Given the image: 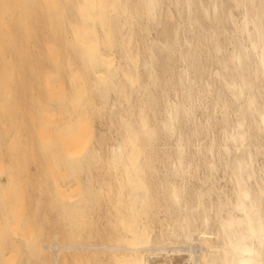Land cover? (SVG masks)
<instances>
[{"label": "bare ground", "instance_id": "bare-ground-1", "mask_svg": "<svg viewBox=\"0 0 264 264\" xmlns=\"http://www.w3.org/2000/svg\"><path fill=\"white\" fill-rule=\"evenodd\" d=\"M165 6H169L167 17ZM235 8H242L240 20L234 17ZM143 19L149 27L156 28V34L143 46L147 55L139 57L133 32L143 31ZM224 43L230 49L222 58ZM113 47L115 54L109 51ZM206 56H211V62L218 66L203 80L205 77L200 78L211 72L208 66L209 72L204 70ZM198 80L204 81L202 87L196 86L202 88L197 92H201L199 96L205 100L204 96L211 94L207 105L218 111L214 125L219 124L222 137L221 141L217 136L218 142L212 138L203 145L202 162L198 160L201 155H197L199 163H193L194 153L191 159V155H185L187 147L197 131L203 130L195 128V123L194 127L184 126L191 116V91L201 83ZM30 84L44 86L47 96L54 99L69 88L72 99L78 102L75 109L79 112L81 150L92 136L84 106L93 101L94 94L103 97L102 90L109 87L115 88L122 99H105L107 127L116 138L107 147L91 146L84 156L89 166L82 165L91 173L97 170L94 165L104 164L109 176L122 180L113 202L124 207L120 214L123 230L116 241L110 239L112 244H96L97 240L93 244L57 242L58 247H53L54 242L45 244L43 247L54 249L53 264L62 263V258L58 263V254L64 250L72 256L79 249L91 250L93 260H100V253L110 249L107 258L101 253L108 264H264V167L255 166L257 156L264 159V0H0V87ZM141 87L146 88L147 107L139 105L142 108L135 112L131 104L135 95L133 100L131 92H139ZM0 93L12 94L9 90ZM197 98V104L203 101ZM6 101L0 99V118L10 117ZM197 104L194 106L200 108L203 103ZM199 124L197 127L203 126ZM161 136L176 138L173 145L171 140L166 142L169 148L162 147V154L158 148ZM241 146L239 154L230 156L233 149L239 151ZM66 148L61 149L62 156ZM199 168L204 170L200 171L204 176H199ZM219 171L222 175L217 177ZM91 174H83V203L76 205L75 198L68 199L72 208H94L98 203L94 201L100 199L97 189L101 193L105 186L111 188L110 177L109 182L103 177L109 184L98 188L105 182L99 183V175L98 182L96 174ZM188 177H195L198 183L190 186ZM6 207L7 213L11 209ZM9 212L0 214L7 215L6 224ZM159 213H163L160 218ZM1 221L0 229L5 224ZM10 227L9 235L20 240L23 230L14 224ZM1 234L0 244H7L4 238L9 235ZM192 242L201 246V254L192 250ZM72 258L76 260L77 255Z\"/></svg>", "mask_w": 264, "mask_h": 264}, {"label": "rangeland", "instance_id": "rangeland-1", "mask_svg": "<svg viewBox=\"0 0 264 264\" xmlns=\"http://www.w3.org/2000/svg\"><path fill=\"white\" fill-rule=\"evenodd\" d=\"M168 7L169 6L164 7V14L166 17L168 14L167 13L168 9H169ZM241 11H242V8H235L234 17L236 16L235 17L236 20L237 19L240 20L242 18L240 16V15H242ZM236 14H238V15H236ZM141 26L143 27V31L142 30L139 31V30L135 29L133 32V38L135 40V44L138 47L139 57H143V56L147 55L143 46L146 42H148L150 37H152L156 34V28L149 27L148 23H146L145 20L143 22V25H141ZM117 40H118V38H117ZM117 40L114 42L115 44L113 43L115 47H116ZM115 47H113L112 49L109 50L110 53L114 52V54H115V50H114ZM227 47H228V49H227ZM229 49H230V45L227 44V46H226L224 43L223 50L221 52L222 56L221 55L220 56L222 58H224V55L225 54L227 55V53H225V52H228ZM143 50H144V52H143ZM222 53H224V54H222ZM114 60L117 61L118 57H117V60L114 57ZM211 61H213L211 56H208V57L206 56L205 59H203V64H204V62L207 64V65L204 64V70L207 69V66H208L211 72H209V69H207L205 72H209V73L204 72L205 74L200 79H203L205 77V75H207V74L208 75L206 77L208 78L210 75L213 74L214 66H215V68L218 66L217 65L218 63L217 64L212 63ZM209 64L212 66H210ZM206 77L203 80H206L207 79ZM120 78L123 79L122 76H120ZM121 79H119V80H121ZM203 80H198L197 83H199V81H201V83L195 84L194 85L195 88L193 87L194 90L191 91V94H192L191 100H192L193 95H194V100H192L193 103L190 101L192 103V106H193L192 110L195 109V107H196V105L194 106V104H197L196 98L199 96V94H201V92L200 93H197V92L201 91V89H202V88L201 89L197 88L198 89L197 90L196 86L202 87V85L204 83ZM142 88L143 87L140 88L141 90L138 89L139 92L136 91L135 89H134L135 93L133 91L131 92V97L133 96L132 99L134 98V95H135V98H134L135 100L133 99L135 102L132 101V99H131V101H132L131 104H133V106H135L132 110L135 112L137 109L139 110L143 106H144V109L147 107L146 102H145V99H146V94H145L146 90L145 89L146 88H144V89H142ZM6 90L11 91L12 94L11 95H2L0 93V99L7 100L4 104L7 106V109L10 113V115H9L10 117H7L5 115L6 117L2 116L0 118V140L2 141V143L0 144V210L2 209V212L6 213L5 212L6 209H4V207H6L9 204L10 206H8V207L11 210H9V209H7V210H8V212L11 211V213L9 212L11 214V217H9L10 219L8 218V220H7L8 223L6 224L5 223L6 219H7L6 214H8V212L5 215H0V221L2 219H3L2 220L3 222L5 221L4 222L5 224L0 229V232L2 230V234L1 233L0 234L3 235V232H4L5 236L7 234L9 235V233H11L10 232L11 231L10 225L14 224V225L19 226L23 230V234H22L23 236L20 240L18 238H16L13 234H12V236H10L11 234L9 236H7L8 240H7V238L6 239L4 238L5 242H7V244L5 242H4L5 243L4 245L0 244V249L2 248L1 245H3L2 249H4L3 250L4 253L2 252V250H0V254H1V252L3 253L2 255H0L1 256L0 257V264H5V263L11 264L10 263L11 260L13 262L12 264H32V263L33 264H53V261H51V260H53V257H51V256L54 255V252H53L54 249H52V247L51 248L43 247L45 244L46 245L47 244L49 245V243L52 244V242H54L53 247H55V245H57V244H55L57 242L59 244H62V245H66L67 243L68 244H70V243L84 244V242L85 243L87 242L86 244H93L95 240H97V241H95L96 244H101V243L112 244L111 243L112 239L115 240L117 238V236H119L123 230L121 225H120V219H121L120 214H122L121 211L124 210V207L122 206V208H121V205L118 206L117 205L118 203L113 202V200L116 196L115 193L118 190V186L121 185L120 183H122V182H120V181H122V180L119 181V179H116L117 177L112 174L111 170H109V173L111 172L112 176H109L110 174H108V171L105 170L104 164H101V166H100V164L94 165V168L98 170L97 171V170L93 169L94 172L91 171L93 166H92V168H90L91 166L88 167L89 169H91L90 170L92 173L91 174L89 172V170L84 167L86 164L84 162V158H85L84 156L86 155V150H89L91 148V146L97 145L98 147H101V148L107 147L111 142H113V138L114 139L116 138L115 137L116 134L115 133L112 134L113 130L108 128L109 123L107 124L108 117L106 116L107 115V108L106 107H107L108 102L110 100L117 98V97H118V99H121L120 96H117L118 95L117 90L113 87H109L108 89L102 90V91H104L103 97L98 95V94H94L93 101L90 104H87L86 106H84V108L82 109L84 114H87V116H88V119H86L87 120L86 124L89 128L92 129V136L87 140L86 145H85L83 150H81V148L83 146L81 147L80 144L78 143L80 141V138H81L80 126L78 123L79 112L76 110L78 108V102L76 100L72 99L71 93H70V90L68 87L65 88V94L58 99L48 97L46 94V88L42 85H39V84H30V85H26V86L14 85L13 87H7V88L0 87V92L6 91ZM141 93H143V94L140 95ZM91 94H92V91H91ZM139 95L141 97H139V100H138ZM195 95L196 96L198 95V96L196 97ZM207 95L204 96V98L206 97L205 100H203V97L201 98L200 96L198 98H201V99L197 98V101L203 100L202 102H198L199 104H197V105H200V103L201 104L203 103L204 105L202 104V106L200 108H199V106H197L195 110H193V111L191 110V112H193V113L190 112L191 116H189V121L187 122V124H185L186 127L184 126V129H186L187 127H194L193 124L195 123V128L203 130V131L200 130L201 134L198 132L199 131L198 130L197 135L195 134V136L192 138L193 140L191 139L192 142L190 143V144H192V146L194 148H195L194 145L196 144L195 149H198V151H200V152L198 153V151L196 150L197 151L196 152L197 154H196L195 149H193V147L190 146V144L188 146L190 148L188 149V147H187V151H189V152L186 151L188 154L187 153L185 154L187 156V158H189V156L191 155L189 158V159H191L193 153H194V156L196 157V158L193 157V160H192L193 163L198 162V161H196L197 157L200 156L201 153L203 154V151L201 149H203V147H205L206 145H208L210 143V139L213 138L211 141L216 140V142H218V141H221L220 138L222 137L219 124L214 125L216 123L215 117H217L218 111H217V109H215L217 112V113H215V110L212 111L211 109H209V108H212V107H208L209 99H211V94H210V96L208 95L209 97H207ZM105 99L108 102H106ZM262 102H264V100H262ZM135 103H137V104H135ZM123 105L124 104H122V106H121V104H120L121 107H125V105L124 106ZM139 105L142 107H140ZM232 105H234V104H232ZM121 109L123 111V108H121ZM193 115H194V117H193ZM205 118H206V120H208L207 121L208 123L206 122V120H204ZM191 121H192V123H190ZM214 121H215V123H214ZM188 123H190L191 126L188 125ZM201 123L204 126L203 129H202L203 126L201 125ZM210 123H213L212 124L213 126ZM198 124L202 127H199V126L197 127ZM209 124L211 127H213V128H211L212 131L209 128ZM107 125H108V127H107ZM205 129H209V130H205ZM109 130H111V131H109ZM96 134L100 135L99 138L100 139L102 138L101 141L99 138H97L95 136ZM112 135L113 136L115 135V136L111 137ZM217 136L219 138L218 141H217ZM160 138H161V140H160ZM160 138L158 139V141H160L159 142L160 144L157 142V145L159 144V147L157 145L156 146L158 148H160L161 154L164 153V151L161 152V149H163L164 147H166L167 149L169 148V146L168 147L166 146L167 143H170L169 140H171L170 145H173L174 144L173 142L176 141L175 136L171 137V139H168V138L166 139L165 137L163 138V136H161ZM162 139H164V140H162ZM195 139H197V140H195ZM200 140L202 142H204V144H202V142H200ZM163 143L165 144V146ZM198 143L200 145H197ZM203 145H205V146H203ZM199 146H201V148H197ZM64 147H67L66 148L67 152L65 154H63L64 156H62L60 154V152H61V149H63ZM166 148H164L163 150H166ZM241 148H242V146L240 147L239 151H238V149H236L237 152L235 149H233L230 152V156H233L235 154H239L241 151ZM234 150H235V152H233ZM201 158L202 159L198 158L199 162H202L204 157H202V155H201ZM83 163H85V164H83ZM257 164H258V167H264V159L261 158L260 156H257L256 161H255V166H257ZM81 166H83V168ZM86 166H89V165L86 164ZM103 166H104V169H103ZM86 169L88 170L87 172H85ZM106 169H108V168H106ZM201 169L199 168L198 174H199V176H201V175L204 176L205 174L204 175L201 174V172L203 173L204 170L201 171ZM103 170L106 171L105 172L106 175H105ZM99 171L103 172V173L102 172L101 173L103 174V177L106 179V181H108L107 179H109L108 177H110L109 181L110 182L112 181L111 182L112 183L111 188L109 187V185L105 186L109 181L108 182L103 181L104 178L101 177V175L99 174L100 173ZM86 173L91 174L93 176H95L93 174V173H95L96 176L94 177V179L97 178L96 181L99 182V179H101L99 183H101L102 181H103V183L105 182L104 184H100V186L98 187L96 185L98 183L96 181H94V183L96 182V184H95L96 187L103 188L105 186V189L103 188V190H101V193L97 189L99 196L97 195V193H96V195L100 198V199H98L97 196L95 195V199L96 198L98 199V200L96 199L94 201V202L98 201V203H96L98 206L94 203L95 206H97L96 207L97 209L95 208V206H94L95 209L92 206L87 207V208L85 207L86 210L88 209V211H89L88 213L85 209H83V207L72 208V203H69V200H68V199L75 198L74 203L76 205H80L81 203H83L82 186H83V183L85 181L84 178L86 176ZM83 174H85L84 178H83ZM98 175L100 178L98 177ZM216 175L218 177V176L222 175V173H220V171H219ZM82 178L84 179V181ZM188 178H187V182L192 181V183H193L192 184L191 182H189L190 184L189 183L188 184L190 186L191 185L193 186L194 184L196 185L198 183V181H196L197 179L195 177H192V178L188 177ZM152 181H153V183L151 182V185H154L155 182H154V180H152ZM219 181H220V184L222 182H223L222 184H224L223 179L221 181V178H219ZM106 187H109L110 191L111 190L112 191L109 192L108 191L109 188H107L108 192L105 191ZM120 188L122 189L123 187H119V189ZM114 190H115V192H114ZM112 197H113V199H112ZM99 202L101 203L100 206H99ZM107 202H109V203H107ZM8 207H6V208H8ZM89 208H90V210H89ZM92 208L94 209L93 213L92 212L90 213V211H92ZM81 209H83V210H81ZM83 211H85V212H83ZM10 214H9V216H10ZM117 214H119V215H117ZM159 214H160V216H158L159 218L161 217V214L163 216V213H159ZM1 216H3L2 219H1ZM80 216H82V221L84 219L87 220V221L86 220L83 221V224H85L86 226H84L82 224V221L80 222V220H81ZM91 216H92V218H90ZM114 217H116V219ZM13 218H15L14 220H17L18 224L16 221L13 220ZM93 218L95 221H97L96 223L98 225L94 223L95 221L93 220ZM108 218L112 219V222L113 221H115V222L113 224H111L110 223L111 220L109 221ZM113 219H115V220H113ZM107 220H108V222H107ZM157 220L158 219L156 218L153 222L154 224L152 223L153 227L155 228L154 229L155 232H156V229L158 227ZM85 221H86V223H88L89 221L91 223L86 224ZM116 222H117V224L114 225ZM92 223H93V225H92ZM117 227H119L120 232H119ZM5 229H8V231ZM95 229L97 232L94 231ZM78 230H80V232ZM117 230H118V232H117ZM6 231L8 232L7 234H6ZM107 231L109 234L107 233ZM110 232L114 233L113 236L111 233V237H110ZM105 233H106V236L109 235V238L105 236ZM77 234H79V235H77ZM81 234H82V236H81ZM46 236H48V237H46ZM12 237H15V238H12ZM54 237H55L56 241L54 240ZM98 237H99V239H101V238L102 239L99 240ZM103 239H104V241H102ZM110 239H111V241H110ZM33 240L35 241V245L33 244V242H34ZM17 241H19V242L17 243ZM113 243H114V241H113ZM192 243H194V242H192ZM5 245H7V247ZM9 245H12V246H10L11 249H10ZM40 245H41V247H39ZM193 246H194L193 248H195V249L192 248V250L194 252L197 251V254H201V252L203 251V249H201V246L197 245V243H194ZM197 246H199V247L196 248ZM4 247H6V248H4ZM57 247H58V245H57ZM43 249H44V252L42 251ZM66 249L69 250L68 248H66ZM62 250H64V249L61 248V251ZM79 250L81 251V249H79ZM83 250L85 251L84 252L85 256H83L84 255L82 253ZM105 250L102 251L101 253L104 252L103 254H105L106 256L105 255L104 256H105V258H107L108 255L111 253V252H109L111 250L110 249L109 250L105 249ZM198 250H200V251H198ZM76 251H78V250H76ZM80 251H78V253L76 252V254H75V255H77V258H76L77 261L74 260L75 258H72L75 256L74 254H72V256H70L71 254L69 255L68 251L66 253V250L63 251L65 253H62V252L59 253V251H58V253H59L58 254V256H59L58 257V263L62 262L60 264H74V263L75 264H98L99 261H102L101 262V264H102L106 260L103 257V254L101 255V253L99 255L101 258L98 257V259L100 258V260H97V259L93 260V258H91L92 256L90 255L91 250L88 249V251H86L85 249H82L81 253H80ZM10 252H12L11 255H9ZM41 252H43V253H41ZM70 252H71V250L69 251V253ZM183 252H184V250H183ZM185 252H187V251H185ZM62 254H64V255H62ZM78 254L82 257V259L80 256H78ZM4 256H7V258H4ZM49 256L51 259L49 258ZM78 257H80V259ZM64 258L66 260H68V262L66 260H65L66 262L63 261ZM103 258H104V260H103ZM60 259H61V261H60ZM4 260H6V261H4ZM69 260H71V262ZM72 260L74 261V263ZM50 261H51V263H50ZM88 261H89V263H88ZM95 261H96V263H95ZM107 261L108 260H106V262ZM105 263H103V264H105ZM106 264H108V263H106ZM109 264H111V263H109Z\"/></svg>", "mask_w": 264, "mask_h": 264}]
</instances>
